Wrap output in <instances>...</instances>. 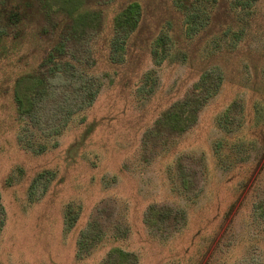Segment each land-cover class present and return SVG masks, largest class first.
Listing matches in <instances>:
<instances>
[{"label": "rangeland", "instance_id": "1", "mask_svg": "<svg viewBox=\"0 0 264 264\" xmlns=\"http://www.w3.org/2000/svg\"><path fill=\"white\" fill-rule=\"evenodd\" d=\"M71 1L82 66L103 82L58 134L52 107L21 117L13 100L52 41L31 28L0 49V264H264V0L247 15L230 0ZM132 2L138 26L112 54ZM202 78L221 80L196 122L157 125Z\"/></svg>", "mask_w": 264, "mask_h": 264}, {"label": "trees", "instance_id": "2", "mask_svg": "<svg viewBox=\"0 0 264 264\" xmlns=\"http://www.w3.org/2000/svg\"><path fill=\"white\" fill-rule=\"evenodd\" d=\"M256 1L230 0L229 5L231 10L237 11L235 13L246 14L251 11ZM56 2L59 6L53 9L50 0H0V49L2 52L7 38L13 44L18 43L31 28H35L37 36L46 37L47 40L52 41L51 48L37 68L16 80L13 86V100L16 111L21 117H33L44 105L52 107L56 115H61L59 119L61 123L54 128V134H58L60 130L58 128L68 117L91 103L103 82V77L86 74L82 66L83 60L87 68L94 64L92 59L88 60L87 57L80 56L84 40L82 27L86 25L81 20L87 18V15L72 17L73 1L56 0ZM202 7L203 5H200L197 0L191 2L182 0L179 5L181 10L200 11ZM140 12L139 4L132 2L114 15L112 30L115 37L112 42L114 47L112 54L123 51L122 45L125 39L138 26ZM95 16H91L90 19H96ZM161 41L163 38L159 39V42ZM84 52L86 53V50ZM118 57L122 58L121 55ZM217 79L219 83L221 79ZM205 83L206 80L202 78L183 100L173 104L161 115L156 122L157 125L168 127L171 133H182L192 126L198 118L201 107L206 104L211 95L209 90H212L214 94L218 86V83H214L211 85L212 89H204L201 86ZM63 84L70 85L69 89H72L63 90L65 92L62 95L60 93L57 98V88L61 89ZM203 93L205 95L201 96ZM49 99H52L51 103H48ZM37 148V150L32 148L35 153H41L46 149L41 144ZM1 224L0 220V226Z\"/></svg>", "mask_w": 264, "mask_h": 264}]
</instances>
